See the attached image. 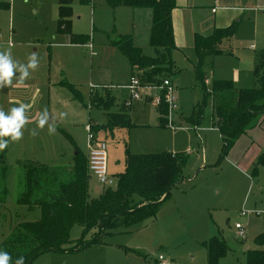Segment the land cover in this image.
<instances>
[{
    "label": "rangeland",
    "instance_id": "1",
    "mask_svg": "<svg viewBox=\"0 0 264 264\" xmlns=\"http://www.w3.org/2000/svg\"><path fill=\"white\" fill-rule=\"evenodd\" d=\"M0 5L3 6L0 7V52L8 50L10 58L18 65L27 64L33 54L37 58V67L29 70L22 82H17L19 73L14 69L11 84H0V111L8 115L12 107L23 103L27 117L18 140L0 137L9 141L4 163L0 164L4 172L3 179L0 178L2 239L11 226L9 211L12 225L38 217V211L27 214L25 208L16 210L22 175L19 164L25 161L44 164L68 179L75 150L62 132L72 139L85 158V127L91 123L98 129L106 121L102 105L96 108L88 103L94 94V91L89 93V85L104 82L114 85L107 91L115 100L111 112L118 111L127 97V91L116 86L125 81L128 63L115 50L102 46V40L112 25L119 30H130L128 11L131 10L120 9L113 13L104 0L87 3L80 0H0ZM60 6L69 7L71 34L93 35V44H68L66 35L58 30ZM262 13L256 16L247 13L238 19L235 35L224 51L231 55H217L212 62L205 59L201 71L207 89L212 79L231 81L233 86L240 88L252 86V61L264 51ZM141 31L143 33L134 35L133 42L139 43L143 53L151 56L144 28ZM250 45L253 50L249 49ZM171 60L175 72L158 73L160 80L169 81L177 107L170 112L166 110V124L160 126L155 102L162 90L149 87L138 91L139 100L120 109L129 115L135 126L111 131L101 129L95 134V139L106 145L107 172L112 178L123 172L126 150L132 154H185L182 179L169 200L161 204L155 217L111 230L102 239L103 245H92L62 257L44 253L32 264L42 261L70 264L75 260L94 264H153L158 255L172 264H206L201 244L213 236L223 240L228 249L218 264H243L247 252L255 248L254 238L264 230V167L255 170L253 159L249 160L250 151L242 160L232 158L229 152L219 159L221 141L216 129L205 122L192 128L186 119L195 106L203 105V118L210 114V101L204 99L202 85L194 71L193 44L183 49L174 44ZM132 75L141 80L142 85H158L143 82L140 71L135 70ZM234 78L238 81H233ZM63 81L74 86L82 97V104L74 99ZM97 90L100 94L105 92L101 88ZM42 113H47V121L41 128L37 122ZM49 126L54 131L49 132ZM255 131L254 135L264 142V123ZM89 177L88 195L95 199L103 188L91 174ZM3 187L4 197L1 195ZM15 215H19L17 221ZM235 224L243 229V238L237 237ZM81 235L82 229L74 225L69 233L71 246ZM50 259L54 260L48 262Z\"/></svg>",
    "mask_w": 264,
    "mask_h": 264
},
{
    "label": "trees",
    "instance_id": "2",
    "mask_svg": "<svg viewBox=\"0 0 264 264\" xmlns=\"http://www.w3.org/2000/svg\"><path fill=\"white\" fill-rule=\"evenodd\" d=\"M81 3L90 0H80ZM111 9L124 7L132 9H149L152 26L149 32V45L154 55L146 57L141 49L134 46L129 35H120L111 44L126 59L131 69L141 72L143 82L158 84L162 79L158 73L175 72L171 60L174 49L171 27V11L175 0H105ZM0 7H3L0 5ZM69 7L60 6L58 23L59 32L68 36L70 45H84L90 36L71 34L69 30ZM238 23L226 28L215 29L209 36L194 35L193 48L196 57L194 71L197 81L202 85L204 99L210 101L211 126L220 136L221 149L219 159L224 158L236 140L249 128L264 118V51L255 56L252 67L253 86L249 89H236L231 81H212L210 89L204 85L201 68L205 59L225 53L224 45L235 35ZM170 73V74H171ZM139 83H143L139 80ZM73 94L74 99L82 104V97L74 86L63 82ZM163 91L157 106L160 126L167 122V106L163 100ZM90 106L106 111V123L92 131H111L117 128H131L125 111L110 113L112 101L108 96L96 93L89 99ZM85 106V105H83ZM192 128L199 127L203 121V105L194 107L192 115L186 119ZM91 124V123H89ZM74 147L73 164L68 179H63L58 172L44 164L25 161L19 164L21 169L19 193L16 198V210L36 213L32 220L17 221L11 224L9 211V230L0 239V250L8 252L15 264L18 257H24V264L44 253L55 255L73 254L91 245H103L102 239L120 225H130L155 217L159 207L171 196V192L182 179V170L186 156L168 152L132 154L125 151L124 170L115 177L112 188H104L100 195L93 199L88 195L87 158L80 154L72 139L62 132ZM4 152L0 151V164L4 163ZM2 162V163H1ZM255 170L264 167V152L254 162ZM4 172L0 170V178ZM1 195L4 197V187ZM2 199L0 198V204ZM24 210V211H25ZM25 216V215H24ZM22 217V216H21ZM77 225L82 229L80 239L71 246L69 233ZM87 238V235H89ZM256 248L247 252L245 264H264V231L254 238ZM206 264H218L225 257L228 249L223 240L213 236L202 242ZM153 264H157L154 260Z\"/></svg>",
    "mask_w": 264,
    "mask_h": 264
},
{
    "label": "crops",
    "instance_id": "3",
    "mask_svg": "<svg viewBox=\"0 0 264 264\" xmlns=\"http://www.w3.org/2000/svg\"><path fill=\"white\" fill-rule=\"evenodd\" d=\"M109 9L113 13L117 12L120 9H123V10L124 9H130L131 11H128L130 13V24H129L130 30H124V31L119 30L118 28H115L114 25H112L110 30H109V33H111V35H109V33L108 34L104 33L105 39L102 40V42H103L102 46L110 47L111 49L115 50L118 53L116 48L113 47L111 43L113 41H115L120 35H129L132 39V42H133L134 37H135L134 35H137L138 33H143L142 31L139 32L141 30V28H144L145 40L149 44L148 37H149L150 28L152 26L151 11L149 9H132V8H124V7H118V8H114V9L109 8ZM259 12L264 13V0H175V7L172 9L171 15H170L171 27H172V33H173V42H174L175 46H177L179 49H183L185 45H188L189 43L193 44L194 35H196V34L201 35V36H209L213 32V30H215V29L226 28L233 23H238V19L240 17H243L247 13H251V15L253 14L254 16H256V15H258ZM262 17H263L262 19H264V14L262 15ZM254 35L255 36L257 35L255 30H254ZM66 37L68 39V36H66ZM93 42H94V37H93V35H90V40L88 43H86L84 45H75V46H87V45L93 44ZM229 42L225 43L224 48H226V46ZM68 44H69V41H68ZM133 44H134V42H133ZM134 46L140 48L142 54L146 57H152L154 55L153 49L151 47L150 48L152 50V55L148 56V55H145L143 53L142 48L139 45V43L134 44ZM249 49L253 50V46L250 45ZM222 55H231V54H222ZM214 57H212V58L209 57L207 59H209V61L212 62ZM253 62H254V59L252 61V67H253ZM127 70L128 71L126 74L125 81L123 83L117 85L116 86L117 88L126 90L123 87L127 85L129 78L135 77L134 75H132L134 73L135 69H131L129 64H128ZM136 71H138V70H136ZM251 72H252V69H251ZM203 81H204V85H206V79L204 80V78H203ZM212 81H214V80L212 79ZM221 81H226V80H221ZM233 81H238V80H236V78H234ZM63 82H65V81H63ZM110 84H111L110 82L109 83L104 82V83H99V84H91L89 86H94L95 88L91 89L89 91V93L94 91V93H96L98 96H101V97L108 96V98L112 101V106L109 108L108 112L118 113V112H120V109L122 108V106H124L123 104L126 101V98L128 97V92H127V97H125L123 99L121 106L118 108V111L111 112L110 110L114 106L115 100H114V97H112L108 93L109 92L108 88L114 87V85H110ZM252 86H253V81H252ZM243 87H245V86H243ZM97 88L104 89L105 92L103 94H100L98 92ZM234 88H236V89H249V88H240L237 86H234ZM149 101H151V99H147V102H149ZM155 102H156V100H155ZM130 104H132V103H130ZM133 105H131V108H133ZM209 112H210L209 116L206 119L204 117L202 122L207 123L210 128H213L211 126V122H210L211 121V107H210ZM106 113L107 112L104 111L105 117H106ZM105 120H106V118H105ZM49 122H52V120L49 119ZM105 123H106V121H105ZM263 123H264V118L258 120L254 124L253 127L249 128L243 135H241L236 140L233 147L230 149L229 156H231L234 159L239 158L242 160L243 157L248 153V151H250L249 160L251 162L253 159L252 162H255V159L257 158V156L264 152V142H262L260 140L262 138L259 137L258 135H256V136L254 135L256 132L255 130H260ZM216 132H217V130H216ZM217 134H218V132H217ZM218 136H219V134H218ZM219 139H220V136H219ZM252 147H253V149L251 150ZM85 152H86V148H85ZM151 153H154V152H151ZM155 153H160V152H155ZM168 153H172V152H168ZM146 154H148V153H146ZM172 154H177V153H172ZM186 154H190V152H187ZM255 248H256V246H255ZM255 248H253V249H255ZM51 256H58V255L53 254ZM63 256H68V255H63ZM58 257H62V256L59 255ZM53 260L54 259H50V260H48V262H51ZM41 264H47V263H46V261H42ZM67 264H69V263H67ZM70 264H94V263L80 262V261L75 260L73 262H70ZM243 264H245V257H244Z\"/></svg>",
    "mask_w": 264,
    "mask_h": 264
},
{
    "label": "built area",
    "instance_id": "4",
    "mask_svg": "<svg viewBox=\"0 0 264 264\" xmlns=\"http://www.w3.org/2000/svg\"><path fill=\"white\" fill-rule=\"evenodd\" d=\"M90 89L95 88L94 86H89ZM149 87H157L158 89L164 92L163 100L167 106L168 111L175 110L176 103L175 98L172 93V89L170 87V83L168 80H163L159 86H146L141 85L137 78L130 77L129 81L125 88L128 92V100L124 102V106H129L132 101L139 100V90L146 89ZM159 98L156 99V103L158 104ZM168 120V119H167ZM85 148H86V158H87V170L88 174H91L99 185L102 188H112L115 186L116 181L112 178L107 172V152H106V145L103 142H99L95 139V133L92 131L91 124H88L85 127ZM234 228L238 231L237 237L243 238L244 231L238 225L235 224ZM157 264H172L169 260L165 259L162 255H158L157 259L155 260Z\"/></svg>",
    "mask_w": 264,
    "mask_h": 264
},
{
    "label": "clouds",
    "instance_id": "5",
    "mask_svg": "<svg viewBox=\"0 0 264 264\" xmlns=\"http://www.w3.org/2000/svg\"><path fill=\"white\" fill-rule=\"evenodd\" d=\"M37 67V58L33 54L28 58L27 64H17L10 58L8 50L0 52V84H11L13 79V70L19 73L17 82L20 83L29 75V70H34ZM26 105L21 103L18 107H12L8 115L4 111H0V137H9L12 141L18 140L21 135V128L27 122L25 116ZM47 121V113H42L38 120V127H43ZM54 129L49 126V132ZM9 141L0 139V151H3L8 146ZM11 257L8 252L0 250V264H9ZM15 264H24V257H18Z\"/></svg>",
    "mask_w": 264,
    "mask_h": 264
}]
</instances>
